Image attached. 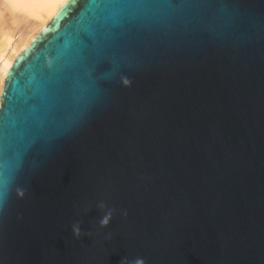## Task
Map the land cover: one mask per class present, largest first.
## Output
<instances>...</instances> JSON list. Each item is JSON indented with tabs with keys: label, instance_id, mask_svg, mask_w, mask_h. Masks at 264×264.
Returning <instances> with one entry per match:
<instances>
[{
	"label": "water",
	"instance_id": "95a60500",
	"mask_svg": "<svg viewBox=\"0 0 264 264\" xmlns=\"http://www.w3.org/2000/svg\"><path fill=\"white\" fill-rule=\"evenodd\" d=\"M0 101V264H264V0H67Z\"/></svg>",
	"mask_w": 264,
	"mask_h": 264
},
{
	"label": "bare ground",
	"instance_id": "6f19581e",
	"mask_svg": "<svg viewBox=\"0 0 264 264\" xmlns=\"http://www.w3.org/2000/svg\"><path fill=\"white\" fill-rule=\"evenodd\" d=\"M66 1L0 0V96L15 58L29 46ZM16 21L22 25L21 30L11 26Z\"/></svg>",
	"mask_w": 264,
	"mask_h": 264
},
{
	"label": "clouds",
	"instance_id": "9594fccd",
	"mask_svg": "<svg viewBox=\"0 0 264 264\" xmlns=\"http://www.w3.org/2000/svg\"><path fill=\"white\" fill-rule=\"evenodd\" d=\"M122 83L125 86H129V87L131 86V80H129L127 77L122 78ZM19 194L22 196L23 191H19ZM7 197H8V188L7 186H5L4 191L0 193V210L3 209V206L6 203ZM98 207L102 210H105V214L102 216L99 223L102 228H106L110 225V222L113 219V214H114L115 209L107 208V205L103 202L99 203ZM123 214L127 216L126 211ZM72 232L77 239L81 238L82 235H84V233H82L81 225L79 222L74 223L72 225ZM108 239H111V235H109ZM121 264H146V262L143 258L138 257L131 262H129L127 259H124L121 261Z\"/></svg>",
	"mask_w": 264,
	"mask_h": 264
},
{
	"label": "rangeland",
	"instance_id": "374dc122",
	"mask_svg": "<svg viewBox=\"0 0 264 264\" xmlns=\"http://www.w3.org/2000/svg\"><path fill=\"white\" fill-rule=\"evenodd\" d=\"M15 12L18 14H20V12L19 11H17V10H15ZM22 14V13H21ZM31 19V18H30ZM32 20V19H31ZM20 23H18L17 21H16V24H15V22L13 23L12 22V24H11V26H13V28H16L17 30L19 29V30H21L22 28V25H19ZM21 26V27H20Z\"/></svg>",
	"mask_w": 264,
	"mask_h": 264
}]
</instances>
